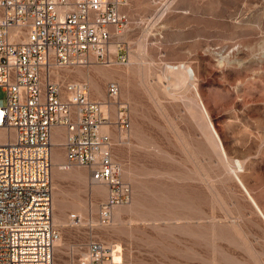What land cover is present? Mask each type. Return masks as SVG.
<instances>
[{
	"label": "rangeland",
	"instance_id": "obj_1",
	"mask_svg": "<svg viewBox=\"0 0 264 264\" xmlns=\"http://www.w3.org/2000/svg\"><path fill=\"white\" fill-rule=\"evenodd\" d=\"M125 11L123 58L66 78L100 101L118 83L130 127L106 133L131 200L100 224L107 187L78 165L52 170L53 218L63 219L54 264H88L92 242L118 244L124 264H264V220L208 141L198 105L264 214V0H129Z\"/></svg>",
	"mask_w": 264,
	"mask_h": 264
},
{
	"label": "built area",
	"instance_id": "obj_2",
	"mask_svg": "<svg viewBox=\"0 0 264 264\" xmlns=\"http://www.w3.org/2000/svg\"><path fill=\"white\" fill-rule=\"evenodd\" d=\"M129 0H0V264H54L60 238L53 222L52 135L64 130L63 168L87 169L107 187L99 223L130 202V185L112 158L102 130L130 127L127 103L115 81L105 100L91 98L87 82L67 79L78 67L120 59V34ZM116 50V53H115ZM113 108V111H112ZM112 113L114 114L112 116ZM71 220H79L70 214ZM116 248L88 246V264L115 263Z\"/></svg>",
	"mask_w": 264,
	"mask_h": 264
},
{
	"label": "bare ground",
	"instance_id": "obj_3",
	"mask_svg": "<svg viewBox=\"0 0 264 264\" xmlns=\"http://www.w3.org/2000/svg\"><path fill=\"white\" fill-rule=\"evenodd\" d=\"M93 88V91H94V93H96L97 95H100V89L95 85V86H93L92 87ZM195 93H196V97H198V99H200L199 98V94H198V92H197V89H196V87H195ZM198 105H199V109H200V111H201V113H202V116H203V118H204V120H205V122L204 123H206V129L208 130V133H207V139H208V141L211 143V145L213 146V147H215V150H217V151H219V153H220V156H221V158H223L226 162H227V164L229 165V167H230V171H231V174L234 176V178H235V180L237 181V183L240 185V187H241V189L244 191V193L246 194V196H247V198H248V200H249V202L251 203V205L254 207V209L256 210V212L262 217V219L264 220V214H263V212H262V210H261V208L259 207V205H258V203L256 202V200L254 199V197L250 194V192L248 191V189L246 188V186H245V184L243 183V181L240 179V177L238 176V173L237 172H239V171H241V170H238V168H240V169H242L243 168V165H241V163L238 161V163L236 164V163H234V162H232V164L231 163H229V160H228V157H227V155H226V152H225V149H224V147H223V144H222V142H221V139H220V137H219V135H218V133H217V131H216V129L214 128V126L212 125V123L210 122V119H209V116H208V113H207V111H206V109H205V107H204V105L202 104V102H200V100L198 101ZM207 119H208V121H207ZM202 121H203V119H202ZM208 123H210V124H208ZM202 125V124H201ZM203 126V125H202ZM108 126H103L102 127V130L104 131V132H108ZM207 132V131H206ZM206 134V133H205ZM122 137H124V136H122ZM126 138V137H125ZM206 139V140H207ZM207 141V142H208ZM209 143V144H210ZM210 145V146H211ZM52 161H53V167H52V170L54 171V173H60L62 170H68V169H64L63 168V161H62V163H55V161H54V159H52ZM71 168V167H70ZM69 168V169H70ZM96 185V184H95ZM94 185V186H95ZM97 186V185H96ZM97 188V187H96ZM97 190V192L99 191L98 189H96ZM53 205V204H52ZM115 210V209H114ZM114 213V217L117 219L118 217H119V210L117 209V211H115V212H113ZM119 219V218H118ZM53 222L54 223H63V219H62V217L60 216V215H58V214H56L55 216H54V218H53ZM60 240V239H59ZM58 240V241H59ZM58 241H57V243H58ZM112 255H113V260L115 261V263H118L120 260H122V257H121V247L117 244V246H116V249L114 250V252L112 253ZM123 261V260H122Z\"/></svg>",
	"mask_w": 264,
	"mask_h": 264
},
{
	"label": "crops",
	"instance_id": "obj_4",
	"mask_svg": "<svg viewBox=\"0 0 264 264\" xmlns=\"http://www.w3.org/2000/svg\"><path fill=\"white\" fill-rule=\"evenodd\" d=\"M63 133L64 130L62 128H56L53 131V135H52V159H54L55 163H62V161L64 160V156H62V152H61V148L59 146L60 141L63 139ZM60 135V139H57V136ZM54 146H58L59 149L55 148ZM52 167H53V161H52ZM102 194H104L105 189L103 187H100L99 189ZM62 216V213H61Z\"/></svg>",
	"mask_w": 264,
	"mask_h": 264
}]
</instances>
